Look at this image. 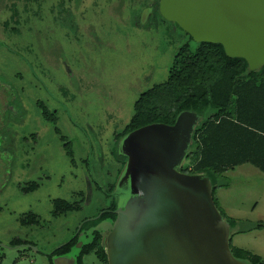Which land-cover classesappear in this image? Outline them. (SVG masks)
Listing matches in <instances>:
<instances>
[{
	"label": "rangeland",
	"instance_id": "1",
	"mask_svg": "<svg viewBox=\"0 0 264 264\" xmlns=\"http://www.w3.org/2000/svg\"><path fill=\"white\" fill-rule=\"evenodd\" d=\"M154 1L6 0L0 5V15L14 10L18 15L6 31L0 16V264H74L91 229L67 257L50 254L124 189L123 184L115 189L124 164L116 173L110 156L114 137L129 122L140 94L166 80L176 52L189 39L173 22L137 26ZM40 102L57 108L56 124L45 120ZM55 127L71 144L74 165ZM189 167L185 157L179 169ZM220 181L217 205L238 221L231 251L243 250L264 263V227L254 228L264 223V173L244 163ZM55 199L78 209L54 217ZM29 212L38 221L21 224ZM112 225L96 228L105 236ZM82 261L103 264L94 252Z\"/></svg>",
	"mask_w": 264,
	"mask_h": 264
},
{
	"label": "water",
	"instance_id": "2",
	"mask_svg": "<svg viewBox=\"0 0 264 264\" xmlns=\"http://www.w3.org/2000/svg\"><path fill=\"white\" fill-rule=\"evenodd\" d=\"M158 1L160 17L195 42L219 43L251 70L264 65V0ZM200 119L184 110L173 124H147L119 140L126 159L115 189H124L117 193L111 231L101 236L108 264L247 261L229 247L233 227L215 205L208 177L179 169Z\"/></svg>",
	"mask_w": 264,
	"mask_h": 264
},
{
	"label": "trees",
	"instance_id": "3",
	"mask_svg": "<svg viewBox=\"0 0 264 264\" xmlns=\"http://www.w3.org/2000/svg\"><path fill=\"white\" fill-rule=\"evenodd\" d=\"M184 33L189 39L176 52L166 80L140 94L122 134L151 123L173 124L176 116L184 110L199 115L201 119L192 133L186 156L190 167L181 171L203 172L208 177L215 205L234 227L236 218L226 217L217 205L214 191L223 186L221 176L241 164L249 163L264 173V65L251 70L244 58L227 56L221 44L195 42ZM125 159L123 156L121 162ZM113 207L116 209V200ZM75 209H78L75 203L63 199L53 201L54 215ZM110 213L116 217L115 211ZM108 215L106 212L98 218L86 220L82 228L95 226ZM35 221L34 216L22 219V223ZM256 227H264V223L259 222ZM18 243L21 241L15 240L13 244ZM75 245L77 236L51 255H66ZM232 251L235 256L250 259L252 264H264L243 250ZM90 252H94L103 264H108L101 236L96 230L90 242L80 245L75 263L83 264V256Z\"/></svg>",
	"mask_w": 264,
	"mask_h": 264
},
{
	"label": "flooded vegetation",
	"instance_id": "4",
	"mask_svg": "<svg viewBox=\"0 0 264 264\" xmlns=\"http://www.w3.org/2000/svg\"><path fill=\"white\" fill-rule=\"evenodd\" d=\"M6 0H0V5L1 6H5L4 5V2H5ZM34 2H38L39 0H33ZM42 1V0H41ZM44 1V0H43ZM158 0H155L153 3H152V7H150L152 10L151 11H149L147 14H146V18L144 19V21L141 23V22H138L137 23V26H139V27H145V28H147V27H150L151 25H152V23H157L158 21L159 22H163V23H165V22H171V21H167V20H165V19H163V18H161L160 17V13H159V11H158ZM11 2L9 3V5L11 6ZM41 7V3L39 2L38 4H37V8L35 9V11H37L38 10V8H40ZM16 8V7H15ZM153 11V12H152ZM4 14V13H3ZM3 14H1L0 16H2L4 19L2 20V22H1V24H2V29H3V31H6V29H7V27H8V24H9V22L10 21H14V22H18V19H17V11L16 10H14V11H12V14L10 15V16H5V15H3ZM23 21H25V20H23ZM184 32V31H183ZM53 97H55V96H53ZM40 107H41V113L44 115V118H45V120L47 121V122H50V123H52V124H56V121L58 120V115H57V112H58V110H57V108H47L42 102H40ZM50 110L49 111V114L51 115L49 118L51 119H48V117H47V110ZM48 120H50V121H48ZM1 125V124H0ZM126 126V125H125ZM56 128V127H55ZM125 128V127H124ZM123 131V130H122ZM122 131H120L119 133H117L116 135H115V137H114V145H115V148H112L111 149V154H110V156H111V158L113 159V161H114V163L116 164V166L118 165V168H117V170H116V173H118L119 172V169H120V167L124 164V162H125V160H124V162H121L122 161V157L123 156H121V155H119L118 153H116L115 151L118 149V142H119V139H121L123 136L122 135H124V134H122ZM55 132L56 133H58L59 134V139L61 140V142H62V144H63V146H65L66 147V151H65V153H66V155L69 157V160H70V164L71 165H74V151H73V149H72V146H70L69 145V143H68V140H67V138L63 135V134H61V132H60V129H55ZM2 138V136H0V143L1 144H3L4 142H3V140L1 139ZM114 183V182H113ZM113 183H111L110 184V186L108 187L109 188V193L110 192H112V189H113ZM31 185H35L36 186V184L35 183H32ZM32 188H34V187H32ZM78 195L81 197V200L82 201H84L85 200V196L83 195V193L81 192V193H78ZM110 196V194L109 195H107V197H109ZM56 200V199H55ZM63 200H65V199H63ZM114 200H116V199H114V198H112V199H110V201H109V203H108V205L106 206V207H103V208H101L93 217H90V218H86V219H84L83 221H82V223H81V225L79 226V228H78V230H77V233L75 234V235H73V237L74 236H77V244L79 243V236H81V235H85V234H82L83 232L84 233H86L88 230H90L91 229V232H90V235H91V237L93 236V231L94 230H96V231H98V233L100 234V236H101V233L99 232V230L96 228V227H98L101 223H103V222H111V221H114V219H115V216L114 217H112V216H110V212H112V214L114 213V211H115V208L113 207L112 208V205H113V202H114ZM54 201V200H53ZM67 202H69V203H74V202H70V201H68V200H66ZM52 207H53V202H52ZM109 213V215L108 216H105L103 219H101L95 226H90V227H88V228H82L83 227V224H84V222L86 221V220H91V219H94V218H98L99 216H101L102 214H104V213ZM67 214V213H66ZM62 215H65V214H60V215H54L53 214V208H52V216H54V217H58V216H62ZM28 216H34V218H35V222H37L38 221V217L36 216V214H34V213H32V212H29V214H24L21 218H20V220H21V224H24V225H26V224H30V223H22V219H26ZM86 236V235H85ZM91 237H90V240H91ZM70 240V239H69ZM90 240L89 241H86V242H84V243H87V242H90ZM68 241V240H67ZM66 241V242H67ZM65 242V243H66ZM65 243H63V244H61L60 246H58L57 248H55L53 251H55L56 249H58V248H60L62 245H64ZM21 243H18V244H14V245H20ZM24 244H25V242H24ZM80 244H83V243H80ZM52 254V253H51ZM50 254V255H51ZM61 256V255H58V254H53V255H51V257L52 256Z\"/></svg>",
	"mask_w": 264,
	"mask_h": 264
},
{
	"label": "crops",
	"instance_id": "5",
	"mask_svg": "<svg viewBox=\"0 0 264 264\" xmlns=\"http://www.w3.org/2000/svg\"><path fill=\"white\" fill-rule=\"evenodd\" d=\"M260 218L264 220V213L260 215ZM236 220H237V219H236ZM237 223H238V221H237ZM261 228H262V227H261ZM261 228H260V229H261ZM239 230H240V228H239ZM240 232H244V231H240Z\"/></svg>",
	"mask_w": 264,
	"mask_h": 264
}]
</instances>
